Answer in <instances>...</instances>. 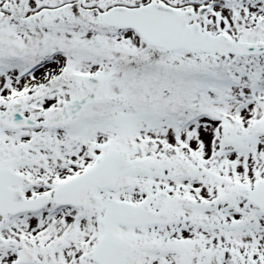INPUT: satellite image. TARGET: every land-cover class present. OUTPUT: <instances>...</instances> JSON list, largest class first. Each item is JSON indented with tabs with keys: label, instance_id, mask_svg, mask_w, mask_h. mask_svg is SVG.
Here are the masks:
<instances>
[{
	"label": "snow or ice",
	"instance_id": "obj_1",
	"mask_svg": "<svg viewBox=\"0 0 264 264\" xmlns=\"http://www.w3.org/2000/svg\"><path fill=\"white\" fill-rule=\"evenodd\" d=\"M0 264H264V0H0Z\"/></svg>",
	"mask_w": 264,
	"mask_h": 264
}]
</instances>
